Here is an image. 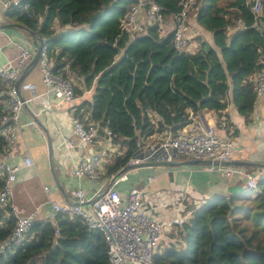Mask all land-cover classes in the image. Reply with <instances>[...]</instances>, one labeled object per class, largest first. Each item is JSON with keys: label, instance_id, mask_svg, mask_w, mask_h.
Wrapping results in <instances>:
<instances>
[{"label": "trees", "instance_id": "1", "mask_svg": "<svg viewBox=\"0 0 264 264\" xmlns=\"http://www.w3.org/2000/svg\"><path fill=\"white\" fill-rule=\"evenodd\" d=\"M134 1L22 0L16 5L8 0L5 11V17L22 24L36 44L47 39L57 70L77 76L85 87L96 79L93 97L76 105V114L109 125L126 146L125 155L109 163L108 174L121 172L149 136L186 127L193 120L190 110L220 112L232 101L248 117L257 97L249 77L264 65V31L252 25L255 17L247 0H199L196 17L213 33L214 45L208 38L200 39L195 52L177 50L173 32L161 36L157 24L131 39L122 30L121 19ZM157 1L165 15L181 8V0ZM237 17L248 26L229 34L226 27ZM56 21L72 27L58 32ZM258 22L264 24V15ZM248 50L257 52V62L241 57L240 64L229 70L226 58L245 56ZM75 92L80 95L84 88L75 84ZM4 145L0 135V155ZM5 183L2 174L0 190ZM185 209L192 214L183 225H176L179 239L158 248L154 264H264V176L256 189L215 194L200 204L187 200ZM15 222L10 205L0 204V243ZM0 264L110 261L101 229L89 226L80 215L59 212L55 219H35L24 243L0 253Z\"/></svg>", "mask_w": 264, "mask_h": 264}, {"label": "built area", "instance_id": "2", "mask_svg": "<svg viewBox=\"0 0 264 264\" xmlns=\"http://www.w3.org/2000/svg\"><path fill=\"white\" fill-rule=\"evenodd\" d=\"M21 1L13 0V3L18 5ZM247 2L255 17L252 25H257L264 31V24L260 25L258 22L264 15V0ZM180 3L181 8L171 13L173 22L170 24L165 20L166 15L159 1L136 0L121 19L122 30L128 32L133 39L145 33L148 25L157 24L161 36L173 32V42L177 50L195 52L197 46L193 43L190 19L191 10L198 5L199 0H181ZM24 7H28V3ZM247 26L244 18L237 17L226 27V31L231 34ZM17 45L20 50L13 60L0 61V95L3 103L0 106V135L5 139L0 155V175L6 174L5 186L0 190V204H9L16 216L11 234L0 243V253L10 246L24 243L36 218L34 213H23L13 201V184L18 179V171L22 166L36 164L30 153L24 156L23 164L11 162L17 151L21 130L27 125H37L35 116L41 115L54 105L75 104L72 107L74 115L69 131L64 132L59 128L57 137L58 145L66 151L60 162L62 165L71 162L70 173L79 178V183L70 191L71 200H58L51 195L52 186L45 183L43 189L48 195L46 202L52 204L54 215L59 212L77 214L82 216L89 226L101 229L107 239L110 264H154V254L159 248L165 225H183L191 212L179 211L166 220L150 212L147 204L152 201L148 185L153 181V175L147 179L149 184H131L125 192L121 184L128 181L131 170L114 176L108 174V165L116 156L125 155L126 146L121 144V140L109 125L93 120L87 115L76 114L79 98L91 92L93 85L84 87V92L77 95L72 75L55 68V59L49 54V42L44 38L38 63L41 66L45 91L42 94L37 93L36 85L28 82L26 89L30 90V95L25 96L19 80L37 53L38 44L22 45L17 42ZM261 62L264 64V58ZM251 80L257 96L261 95L264 92V65L257 69ZM43 94L47 98V106H36L34 100ZM25 106H29L34 113L30 119L24 118ZM150 140L157 141L146 149L140 146L127 160L124 168L155 158L154 152L159 149L164 150V158L169 159L181 156L211 159L213 163L206 165V168L216 170L227 177L239 176L246 189H256L259 180L264 176L242 165L223 164L233 157L235 146L231 137L222 136L216 131L215 124L201 125L195 129L184 127L177 131L165 129L149 136L145 143ZM82 178L95 182L85 187L81 182ZM169 203L170 200L165 202ZM86 206L90 211L86 210Z\"/></svg>", "mask_w": 264, "mask_h": 264}, {"label": "crops", "instance_id": "3", "mask_svg": "<svg viewBox=\"0 0 264 264\" xmlns=\"http://www.w3.org/2000/svg\"><path fill=\"white\" fill-rule=\"evenodd\" d=\"M6 8V2L0 0V47L3 48L6 58L13 60L20 50L17 42H20L22 45H31L33 38L24 28L15 24L16 22L13 18L5 17ZM193 12L195 11L193 10ZM193 12H191L190 19L193 32L199 29L202 34L209 38V30L198 22L196 13L193 14ZM165 20L167 23L171 24L173 22V14H167ZM55 25L60 26L58 21H56ZM209 41L214 45V41ZM193 43L198 47L200 45V40H193ZM253 50L252 48V51ZM241 57L244 58L243 61L245 60V62L250 61L252 57L253 59L251 62H257V52L254 51L253 53L249 52V50L245 56L238 53L235 56L229 55L228 59L234 66H238L242 61ZM253 75L254 74L251 73L249 78L251 79ZM244 80L245 78L240 81V83ZM230 81L233 86L234 82L232 78H230ZM28 82H33L36 85L37 93L42 94L45 91L40 64L38 65L37 63L35 66H32L20 83L22 93L25 96L30 95V90L26 89ZM94 82L95 84L93 83L92 91L79 98L78 104L84 99L93 97L97 83L96 79ZM82 87L84 88L85 86ZM230 96H232V94L229 95V97ZM34 101L36 106H47V98L44 94ZM73 106H75V104L54 105L41 115L35 116L36 122L39 125V132L37 131L36 124L25 126L20 132L17 151L11 158V162L23 164L24 156L28 153L33 156L36 162V164L33 165L22 166L18 171V179L13 184V201L23 213H34L36 218H48L53 216V206L46 202L48 195L43 190V185L45 183H49L52 186L53 192L51 195L58 200L68 199V197L71 199V194L66 190V183L64 180L67 171L59 173L60 164L64 167L60 161L66 151L58 145L57 132L59 128L64 132L69 131L74 115L72 111ZM190 112L193 120L186 127L195 129L198 127L200 128L201 125L215 124L216 131L219 134L233 139L235 151L232 159L244 162L243 164L237 165H242L251 171L264 174V92L256 97L253 110L248 117L240 113L232 101H230L226 109L220 112L210 108L200 109L196 114H194L193 110H190ZM24 115L26 119H30L34 116L29 106H25ZM37 117L39 118L37 119ZM47 120H49V127H47ZM41 129L46 132L45 136L42 134ZM35 131H37L38 134ZM39 136L41 138H39ZM50 141L53 143L54 148L55 172L63 188L57 185L55 174L51 168L49 157ZM154 155L155 158H164L166 157V152L157 149ZM179 159L181 160V158ZM250 161L259 162L260 165L248 163ZM68 163L71 165V162L68 161ZM150 175H153L154 179L149 184L147 179ZM235 178L238 184H242L243 180L240 179L239 176ZM77 179L79 181V178ZM226 179H229V181H226ZM231 179V177L226 178L218 171L208 169L206 165L202 164H184L168 167L143 166L134 168L133 172L129 173V180L122 183V186H126V188L131 184L141 186V182L149 184L148 189L152 202L147 204L148 208L159 218L166 220L179 211L182 213L191 212L192 214V210L186 211L185 209L187 200L193 199L197 204H200L204 202L206 198L215 194L230 195L228 186ZM81 182L83 185L86 184V186L89 187L91 183L95 181L89 182L86 181L85 178H82ZM54 185H56V188ZM169 200L171 203L165 204V202ZM176 230V225H165L163 237L159 244L160 249L170 244V242L179 239V237L176 236Z\"/></svg>", "mask_w": 264, "mask_h": 264}, {"label": "water", "instance_id": "4", "mask_svg": "<svg viewBox=\"0 0 264 264\" xmlns=\"http://www.w3.org/2000/svg\"><path fill=\"white\" fill-rule=\"evenodd\" d=\"M5 2L7 0H4ZM18 24L20 27L26 29L22 24L19 23H15ZM43 46V38H40V43L38 45V50L37 53L35 54L34 58L32 59V61L29 63V65L26 67V69L24 70L23 74L20 77L19 83L22 81V79H24V77L27 75V73L29 72V69L32 66H35L38 63V58L39 55L41 53V49ZM0 61L2 62H7V58L6 55L4 54V50L2 47H0ZM49 157H50V164H51V168L55 174V178H56V183L57 185H59L61 188V181L59 179V177L56 175L55 172V163H54V148H53V143L50 141L49 142ZM213 161L211 159H204V158H185L182 160H177V159H169V158H152V159H148L145 161H142L138 164H135L134 166H129L127 168H125L123 171L132 169L134 167H143V166H163V167H168V166H176V165H184V164H188V165H192V164H202V165H210L212 164ZM217 163V162H215ZM244 162H241L239 160H234V159H229L223 162V164H243ZM248 163H252V164H256V165H260L259 162H254V161H250ZM227 178V176H225ZM236 176H232L230 184L228 186V192L229 194H234V193H238V192H243L244 190H246V188L243 186V184H238L237 179L235 178ZM230 178V177H229ZM239 179V178H238ZM226 181H229V179H226Z\"/></svg>", "mask_w": 264, "mask_h": 264}, {"label": "rangeland", "instance_id": "5", "mask_svg": "<svg viewBox=\"0 0 264 264\" xmlns=\"http://www.w3.org/2000/svg\"><path fill=\"white\" fill-rule=\"evenodd\" d=\"M198 8H197V6L196 7H194V8H192V10H191V12H193V10L196 12V10H197ZM195 12H193V14L195 13ZM190 25L192 26V22H190ZM72 27V25H70V24H67V25H64V26H57V28H58V32L59 31H61V30H63V29H67V28H71ZM193 29V28H192ZM28 33V32H27ZM208 33H209V40H211L212 42H213V40H212V32H210V31H208ZM28 34H30V33H28ZM199 36V37H198ZM193 40H200V39H203V38H207L204 34H202L201 33V31L199 30V29H196L194 32H193ZM201 41V40H200ZM32 44H34V43H36L34 40H33V42H31ZM15 46V45H14ZM219 51H220V48L218 49ZM221 54L224 56V54H223V52L221 51ZM225 57V56H224ZM228 58H226V60H227ZM252 59H253V57H252ZM252 59H250V62H251V60ZM243 60V59H242ZM227 62H228V64H227ZM227 62H226V64H227V66H228V68H229V70H234L237 66H234V64H232V62H230L229 61V59L227 60ZM244 62H245V60H244ZM38 65H39V63H38ZM232 72V71H231ZM72 77V79H73V82H75L76 83V85L77 86H79V87H82V86H84L85 85V83H83L82 81H80L75 75H72L71 76ZM94 84H95V82H94ZM83 88V87H82ZM49 117V116H48ZM48 121L49 120H47V127H49V124H48ZM41 127V126H40ZM39 125L37 124V131L39 132ZM37 131H35L37 134H38V132ZM41 132H42V134L45 136L46 135V132H44V130L43 129H41ZM35 133V134H36ZM40 135V134H39ZM39 138H41L40 136H39ZM157 140H154V141H152V140H150L149 142H147V143H144L141 147L143 148V149H146L147 147H149V145L150 144H152V143H154V142H156ZM177 158V157H176ZM177 159H179V157L177 158ZM180 160V159H179ZM64 171H67L66 172V174H65V176H64V180H65V183H66V190L68 191V192H70L73 188H75L77 185H78V183H79V181H78V179H77V177L76 176H74V174L73 173H70L71 172V166H70V164L69 163H67V164H65L64 165V167H62L61 166V164H60V170H59V173L60 172H64ZM130 172H133V170H131ZM129 172V173H130ZM114 174V176L117 174V172H114L113 173ZM130 182H131V180H130ZM122 185V184H121ZM140 185L142 186V185H144V183L143 182H141L140 183ZM54 187L56 188V185H54ZM85 187H87L86 186V184H85ZM122 189L125 191V192H127L128 191V189L129 188H126V186H122ZM44 190V189H43ZM86 210H88V211H90V209H89V207L88 206H86ZM53 211V215H54V213H55V211H54V209L52 210ZM150 212H152V211H150ZM153 213V212H152ZM155 214V213H154ZM156 215V214H155Z\"/></svg>", "mask_w": 264, "mask_h": 264}, {"label": "clouds", "instance_id": "6", "mask_svg": "<svg viewBox=\"0 0 264 264\" xmlns=\"http://www.w3.org/2000/svg\"><path fill=\"white\" fill-rule=\"evenodd\" d=\"M6 3H7V5H8V0L6 1ZM44 39V38H43ZM39 43H40V41H39ZM39 43H38V45H39ZM7 61H8V59H7ZM21 83V82H20ZM174 159H176V158H174ZM183 158H181V160H182ZM185 159V158H184ZM178 160V159H177ZM125 168H127V167H125ZM124 168V169H125ZM134 168H137V167H134ZM134 168H132V169H129V170H133ZM123 169V170H124ZM121 171V172H124V171ZM126 171H128V170H126ZM121 172H119V173H121ZM119 173H117V174H119ZM129 180V179H128ZM89 182H91L90 180H89ZM71 194V193H70ZM66 200H71V199H69V197H68V199H66ZM55 216H56V214L55 215H53V216H51V217H48V218H50V219H55ZM35 219H37V218H35Z\"/></svg>", "mask_w": 264, "mask_h": 264}]
</instances>
